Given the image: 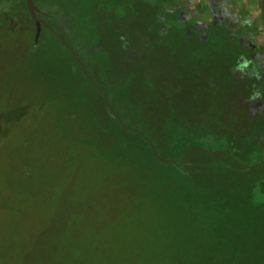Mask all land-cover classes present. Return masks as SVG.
<instances>
[{
    "label": "rangeland",
    "instance_id": "374dc122",
    "mask_svg": "<svg viewBox=\"0 0 264 264\" xmlns=\"http://www.w3.org/2000/svg\"><path fill=\"white\" fill-rule=\"evenodd\" d=\"M51 1L53 0H45V2ZM66 1L61 3V6L64 4L65 7L63 9L73 10L72 3H65ZM83 1L91 2L90 4L94 2V0ZM99 1L114 6H124L128 3L131 7L130 0ZM158 1L157 4L142 0L135 1L134 9H130L133 21L127 34L128 47L121 56H115L106 71L100 73L99 70V74L93 76L99 94L103 96L111 112L119 115L122 124L138 129L133 130L135 132L133 136L141 135L147 140L153 138L149 134L152 124H147V117L156 101H150L146 95H143V99L142 96H137L136 99L141 100L143 105L140 111L146 116L138 120L134 115L131 119L128 112L137 111V107L131 104L129 110L124 100L123 105L119 106L117 99L107 88H112L117 93H124V83L132 84L133 80H142L139 88L141 89L142 86L143 91L147 92L154 89L153 80H168L165 78V68L171 71L175 69L169 63L174 64V58L178 57L177 54L173 55L178 47L174 44L163 45L164 36L160 32V24L154 23L162 17L164 5L172 0ZM172 4L169 5L170 8ZM48 11L51 12L50 9ZM148 11H152L154 16H148ZM64 17L66 15H57L55 18H61L60 23L58 26L52 25V31L59 36ZM175 18L177 16L174 14L167 18V23L163 24L185 28ZM39 21L42 22L41 19ZM35 26L36 39L41 31L38 33L37 25ZM146 26H150L148 31ZM51 33V29L50 32H43L46 37L45 42L57 41L52 38ZM21 37L23 39L24 35ZM66 39L71 42L72 37L67 36ZM2 42L5 43V39L0 34V264H178L177 256L181 239L176 237L172 226H164L163 223L166 221L163 220V216L167 209L162 201L150 195L148 198L140 199V205L135 209L131 191L127 188L128 183L126 184L128 173L125 172V167L115 166L114 158L106 152H99L97 148L94 152H90L89 147L84 146L82 142V145L78 144L79 140L75 135L81 134L84 126L89 124L88 119L84 118L86 116L80 114L81 118L77 124L74 123L76 117L68 129L64 130L61 126L66 119L64 114L57 118L53 106H35L37 102L39 104L41 100L47 99V101L54 100L64 107L66 100L57 94L58 85L61 86L60 94H63V86L64 88L73 86L75 90L80 88V85L76 86L75 80H66L65 84L61 81L66 77L67 70L69 71L66 62L64 61V65L50 67L37 63L39 66L37 65L32 75H29L27 71L30 70V66L27 57L33 51L32 47L28 45L23 47L26 44L20 40L17 45L9 47ZM40 42L45 45L42 40ZM81 47L82 45L79 46ZM83 49L87 51L86 48ZM62 50L64 58H68L70 63L73 53L67 49ZM85 50L81 52L83 54L81 58L84 60L87 57ZM92 55L99 62L102 61V57L108 59L105 53L89 54L91 57ZM13 63L19 66L20 71L15 75L14 84L10 89L11 95H8L6 87L11 80L9 70L13 67H11ZM106 74L109 77H105ZM186 78L200 80L192 76ZM29 80L33 81L32 86L28 85ZM40 80L45 83L41 90L34 85ZM85 80L81 83L80 93L74 95L75 100L83 102L85 107L93 108L91 114L88 113L92 117L102 113L107 114L104 105H93L94 96L84 95L86 91L91 94L90 86ZM176 80L187 79L180 77ZM215 88L217 89L213 86L211 89L212 97L215 96L214 90L217 91ZM101 89L109 92L110 96H104ZM190 90L189 87L184 89L183 93L179 94L181 96L179 98L185 101L193 93H190ZM28 91L30 94L27 97L35 100L33 108L27 115L24 110L18 108L11 112H3L5 97L9 96L18 103L21 96ZM241 91L243 93V90ZM243 94H239V97L241 98ZM151 95L152 98L157 97V94L151 93ZM244 95L249 96L248 93ZM199 96L198 92L192 96L189 107H184L182 103L186 102L180 100L181 104L175 103L172 120L182 122L184 118L194 122L192 118L195 110L192 105L193 100ZM238 105L236 104L233 111L228 109L225 116L232 123L235 119L242 123L241 127H246L248 124L246 118L249 116L244 113V107ZM157 115L165 120L163 116L165 114L157 113ZM16 120L20 121L19 124L14 127L7 126L10 121ZM252 124H254L253 128H258L264 134V121L257 123L253 121ZM163 126L164 123L160 126L161 131L164 129ZM217 127L206 125L207 131H204L200 125L181 128L175 138L173 146L175 157L172 161L179 164L180 152L186 148L200 149L209 153L227 149L229 141L211 131ZM255 147H253V155L262 159V153L255 152H262V147L259 150ZM158 157L161 161H169L162 151ZM258 159L255 161L258 162ZM188 167L189 162L182 168ZM124 177L125 183L122 186ZM119 184L122 187L119 188ZM260 187L262 188V185ZM186 258H191L187 251Z\"/></svg>",
    "mask_w": 264,
    "mask_h": 264
},
{
    "label": "trees",
    "instance_id": "16d2710c",
    "mask_svg": "<svg viewBox=\"0 0 264 264\" xmlns=\"http://www.w3.org/2000/svg\"><path fill=\"white\" fill-rule=\"evenodd\" d=\"M135 1L130 0V7L128 3L124 6H114L99 0H94L92 4L83 0H67L65 3H72L73 10L63 9L65 8L64 4L61 6V3H64V0L51 2L34 0V5L40 10L50 9L52 12L55 9L57 14L61 12L68 14L71 26L74 30L82 31L87 35L88 42L86 44L90 47L96 40L102 39L107 49H113L111 52L105 53L109 60L103 59L101 61L107 68L112 64L113 58L121 56L129 45L127 34L130 32L133 21L130 9H134ZM142 1L150 3L149 0ZM0 10L3 17V30L0 31V34L5 39V43L2 42V44L8 45L7 47L15 46L20 40L26 44L23 47L27 45L32 47L33 51L27 57L30 66V70L27 71L29 75H32L38 64H45L49 67L65 64L66 59L62 50L64 44L60 39L51 33L52 38L57 41L48 42L49 44L45 42L46 37L43 32H50L47 27L41 25V34L35 39L36 23L28 11L26 0H0ZM107 10L110 11L109 17ZM100 12L105 18L98 20L97 14ZM148 16L152 17L154 13L148 11ZM42 18L50 26V22L46 18ZM154 23L157 22L154 21ZM150 26H146V31L150 29ZM21 35H24L23 39ZM214 35H212L210 42L206 43L210 47L206 51V49L199 47L188 49L191 45L190 38L184 39L179 33L170 32L164 37L162 44H174L178 47V50L173 53V55L177 54L178 57L174 58V64L169 63L174 66L177 62L178 65L172 71L165 68V78L168 80H153L155 87L147 92L143 91L142 86L141 89L139 88L142 80H133L132 84L124 83V93H117L114 89L107 88L112 96L117 99L119 106L123 105L124 100L128 104L129 110L131 104L137 107V111L128 112L131 119L134 118V115L138 120L146 116L143 111H140L143 105L141 100L136 99L137 96H142L143 99V95H146L150 101H156L151 106L147 117V124H152L149 131L153 137L152 140H147L141 135L133 136L132 134L135 133L133 130L138 129L120 122L119 115L111 112L103 96L99 94L98 88L93 84L94 80L87 79L85 76L87 74L82 72L78 63L74 62V65H71L72 60H70L71 64L68 59L67 62L75 67L80 79L75 80L76 86L80 85V88L75 90L71 86L65 91L63 86V94H60L61 86L58 85L56 92L66 100L64 107L54 100L47 101V99L41 100L39 104L37 102L35 106H53L57 118L64 114L66 119L63 120L64 124H61L64 130L68 129L76 117L74 123L77 124L81 118L80 114L86 116L84 118L88 119L89 124L84 126L81 134L75 135L76 139L79 140L78 144L82 145L83 143L84 146L89 147L90 152H94L96 148L99 152H106L114 158L115 166L125 167V172L128 173L126 184L128 183L127 188L131 191L135 209H138L140 199L148 198L150 195H154L162 201L167 209L163 216V220L166 222L163 224L164 226H172L176 237L181 239L177 256L178 264H264V166L246 169L243 165L252 161L254 151L251 140L252 134L246 133L241 127L238 128L239 125L233 124L237 122L233 120L232 123L225 116L224 109L221 107L223 103L220 98L221 90L218 92L214 90L213 95L215 96L212 97V90L205 89L207 84L205 87L198 81L195 82L193 88L192 83H188L186 80H176L177 77L187 79L186 77L189 76L199 79L224 78L228 68L224 70L223 66L230 54L229 50H226V45L230 42L220 34ZM41 40L45 45L41 44ZM36 42L38 44H35ZM78 43H81L82 47L86 46L84 40ZM73 44L77 43L73 42ZM199 44L204 45V43ZM115 48L119 49L118 52ZM11 67L9 70L11 80L8 82V87L5 86L8 95H11L10 89L14 84L13 79L20 71L16 64L11 65ZM83 80L88 82L91 93L86 91L84 95L94 96L93 105H104V110L108 115L102 113L92 117L89 114L93 108L85 107L83 102L75 100L74 95L80 93ZM61 81L64 82L65 80ZM32 82L29 80L28 85L32 86ZM34 85L41 90L45 83L40 80ZM183 86L184 88H182ZM144 87L146 88V86ZM188 87H191L190 93H193L185 101L181 100L179 94H182L183 90L188 89ZM178 89L179 92H177ZM109 92L103 91L107 96H110ZM197 92L200 93V96L193 100L192 105L195 110L192 118L194 122H189L184 118L182 122L172 120L174 104H181L180 101H183L186 103H182V105L189 107L192 96ZM151 93L157 94V97L152 98ZM29 94L30 91L23 94L25 97L22 95L18 103L9 96L5 97L2 106L3 112H11L18 108L24 110L27 115L33 108V101L35 100L27 97ZM157 113L165 114L163 115L165 120L158 117ZM19 122L17 120L10 121L7 126L14 127ZM57 123H59L58 119ZM163 123L164 129L161 131L160 126ZM190 125H200L204 131H207L206 125H213L214 128L218 126L211 131L216 132L218 137L227 139L229 147L215 153L186 148L181 150V156L178 158L179 164H177L172 161L175 157L173 150L175 138L181 128L186 129V126ZM246 134L249 135V138ZM251 148L252 151L250 152ZM161 151L169 161L159 159L158 155ZM188 162L189 167L183 169L182 167ZM119 170L121 171V169ZM124 183L125 181L122 182V186ZM122 186L119 184V188ZM186 251L191 258H186Z\"/></svg>",
    "mask_w": 264,
    "mask_h": 264
},
{
    "label": "flooded vegetation",
    "instance_id": "af4514ba",
    "mask_svg": "<svg viewBox=\"0 0 264 264\" xmlns=\"http://www.w3.org/2000/svg\"><path fill=\"white\" fill-rule=\"evenodd\" d=\"M149 2L157 4L159 1L150 0ZM170 4H172L171 8L169 7ZM162 13V17L157 20V24H160L162 35L166 37L170 32H174L176 34L179 33L184 39L190 38L191 45L188 49L199 47L207 51V48H210L207 44L213 34L216 36L220 34L230 42L226 45V50H229L230 54L223 66L224 70L228 68L227 74L223 78L224 80L214 77L212 79L200 78V80H189L187 78L186 81L192 83L193 88L195 82L199 81L205 87V84H207L205 89L208 91L213 89V86L217 87V89L215 88L217 91L221 90L220 98L223 101L221 104L224 109L223 113H226L228 109L233 111L236 104L243 106L245 109L244 113L249 116V118H246L248 121L247 126L241 127L242 123L240 121L233 120L239 124L238 128L241 127L246 133L250 132L252 134L251 140L253 146H256L255 149L259 150L262 147V152L255 151L256 154L262 153L264 157V134L258 128H253L254 124H252L253 121L256 123L264 121V0H172L169 4L164 5ZM174 14L177 16L175 18L176 21L185 28L180 29L170 24H163L167 23V18ZM39 16L46 18L50 22V26L47 25L45 19ZM55 17L56 14L52 15L42 10L37 12V18L42 20L41 25L49 30L51 29V32L60 38V41L64 44V49L73 53L72 60L74 61L72 65H74V62L78 63L82 72L87 74L85 75L87 79L93 80L89 76L90 73L84 58H81L83 55L81 52H84L82 47L79 48L81 43L73 44V42L81 41L85 33L73 29L67 14L62 22L61 35L59 36L58 33L52 31V25L58 26L61 19ZM2 19L0 10V31L3 30ZM14 22L13 24H15ZM67 36L72 37L71 42L67 41ZM73 38L76 40L73 41ZM199 43H204V45ZM91 58L88 54L85 57L87 60ZM177 65L175 63L174 67ZM93 84L95 85V82ZM241 90H243L244 94L248 93L249 96L244 95ZM239 94H243V96L240 98ZM246 136L249 138V135L246 134ZM263 157L258 159L256 155H253L251 163H244L243 165L246 169L264 166ZM256 159L259 161L256 162Z\"/></svg>",
    "mask_w": 264,
    "mask_h": 264
},
{
    "label": "crops",
    "instance_id": "0c3cea01",
    "mask_svg": "<svg viewBox=\"0 0 264 264\" xmlns=\"http://www.w3.org/2000/svg\"><path fill=\"white\" fill-rule=\"evenodd\" d=\"M37 8V7H36ZM38 10V9H37ZM40 11V10H39ZM42 11L43 12H46V13H49V11L47 10V9H42ZM110 11L109 10H107V15H108V17L110 16V13H109ZM50 14H52V15H55L56 14V16L57 15H65V12H61L60 14H57L56 13V10L54 9L52 12H50ZM67 15V14H66ZM101 18H105V16L100 12V13H98L97 14V19L99 20V19H101ZM85 36L86 35H84V38L82 39V40H84V43L86 42H88V39H86L85 38ZM95 37H97V36H95ZM76 39H74L73 38V41H75ZM80 42V41H79ZM99 42V43H98ZM76 43H78V42H76ZM85 43V47H86V49H87V53L88 52H90L91 54H96V53H106V52H111L113 49H107L106 48V45H104L103 44V40L101 39V40H96L95 41V43L93 44V46H89L88 44H86ZM85 47H83V48H85ZM116 47V46H115ZM115 50L118 52V50L115 48ZM110 57V56H109ZM115 58V57H114ZM113 58V59H114ZM103 59H105L104 57H102V60ZM85 63H86V67H87V69L88 70H90V76L93 78V76H97L98 74H99V70H100V73H101V71H106L107 69H108V67L107 68H105L104 67V63H102V62H99V61H97V60H95V58H94V56L92 55V58H91V61H89V60H85ZM66 66L69 68V71L67 70V75H66V77L64 78V80L66 81V80H80L79 79V76H78V74H77V72H76V69H75V67L74 66H71L67 61H66ZM65 72H66V70H65ZM105 77H109V75L108 74H106V76ZM93 80H94V78H93ZM65 81H64V84H65ZM94 82H95V80H94ZM95 85L97 86V84L95 83ZM65 89H66V91L68 90L66 87H65ZM102 90V89H101ZM103 91V90H102Z\"/></svg>",
    "mask_w": 264,
    "mask_h": 264
},
{
    "label": "water",
    "instance_id": "95a60500",
    "mask_svg": "<svg viewBox=\"0 0 264 264\" xmlns=\"http://www.w3.org/2000/svg\"><path fill=\"white\" fill-rule=\"evenodd\" d=\"M26 2H27L28 11H29L32 19L35 21V23L37 25L38 33H39V31H41V22L37 18V12H39V11L37 10L36 6L34 5V0H26Z\"/></svg>",
    "mask_w": 264,
    "mask_h": 264
}]
</instances>
